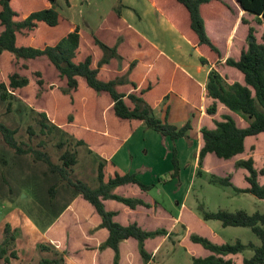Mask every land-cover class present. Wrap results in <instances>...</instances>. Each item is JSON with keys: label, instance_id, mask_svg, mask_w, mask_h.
I'll return each instance as SVG.
<instances>
[{"label": "trees", "instance_id": "16d2710c", "mask_svg": "<svg viewBox=\"0 0 264 264\" xmlns=\"http://www.w3.org/2000/svg\"><path fill=\"white\" fill-rule=\"evenodd\" d=\"M59 1L0 0V100L20 101L44 120L43 127L58 130L99 157V186L92 188L73 177L77 152L65 151L57 165L45 152L23 150L16 132L7 126L0 124V131L8 147L19 154L32 153L73 191L74 197L82 196L94 207L102 219L99 228L109 231L100 250H114V264L121 262L120 245L125 240H137L144 264H151L153 256L146 241L173 235L167 228L150 231L138 223L125 226L116 221L118 213L109 211L105 204L114 200L133 210L152 207L143 199L114 193L127 185L148 193L155 185L144 183L137 174L121 172L110 159L142 125L172 141L190 139L191 122L178 127L155 114L156 107L171 95L198 112L205 98L213 101L206 109L213 126L203 125L200 130L204 145L197 175L208 174L222 186L264 201V167L259 169L253 154L247 155L249 148L257 149L259 141L264 143L260 138L264 135V34L259 37L264 28V0H148L199 53L201 65L211 68L206 89L123 20L122 0L92 34L72 25L58 10ZM64 1L70 5V0ZM228 17L232 19L228 36L218 44L212 33ZM241 29L245 42L237 46ZM219 104L230 114L219 115ZM106 126H110L111 135L104 134ZM209 155L231 162L233 168L216 172L222 165H215L208 173L205 163ZM172 162L170 178L179 179L182 169L177 147L173 148ZM239 171L245 172L246 188L233 182ZM57 186L58 182L50 188L52 198ZM204 220L251 229L261 245L254 248L252 257L243 259V264H264V213L222 210L205 213ZM6 231L0 264L18 259L10 249L16 239L10 235V225ZM190 240L209 252L206 257H194V264H235L229 257L248 248L241 241L218 244L196 233ZM41 264L60 261L48 259Z\"/></svg>", "mask_w": 264, "mask_h": 264}, {"label": "rangeland", "instance_id": "374dc122", "mask_svg": "<svg viewBox=\"0 0 264 264\" xmlns=\"http://www.w3.org/2000/svg\"><path fill=\"white\" fill-rule=\"evenodd\" d=\"M113 3H115L114 0H74L71 9L62 4L59 11L70 20L74 18L79 20L81 26L88 31L96 28L97 24L101 22L102 16L109 12ZM119 4L120 1L118 0L115 8ZM231 25L232 19L230 17L225 21L223 20L222 23L220 22L218 31L212 33V39L218 44L223 42L224 37L227 38L228 36V28ZM263 34L264 28L259 31V37ZM244 42V30L241 29L236 38L237 46ZM189 59L193 61L194 56H190ZM224 110L220 111L219 115L226 111ZM155 114L161 119L168 118L170 123L178 127H183L191 121L197 130L201 124L198 119L193 118V109L175 96L163 103ZM236 118L240 124H243L241 118L238 116ZM206 119L208 118L204 120ZM206 121L202 123L204 126H213V123ZM0 124L16 132L15 137L23 150L33 149L45 152L54 164H61V156L65 151L77 152V164L73 167V177L86 182L92 188L99 186L100 158L89 153L85 146H77L67 135L58 130L43 127L44 120L36 113L31 112L30 108L20 101L0 100ZM200 127L202 128L201 125ZM195 129L194 132H196ZM194 132L189 133L192 135L194 146L187 138H184L177 146L178 155H181L184 162L183 178L179 185L172 183L165 187L159 183V178L167 174L171 167L166 160V156L169 157L174 148L171 140H169L171 145L162 148V153L157 154L155 158H150L151 156L147 158L141 155L138 156V159L134 157L135 161L146 162L151 160L150 164L140 163L138 166H129V161L124 162L125 159L121 158L122 155L117 158V161H122L126 170H137L142 174L144 180L156 185L149 194L160 206L158 211L160 220L157 227L172 230L173 235L168 238V243L162 245V250L154 264H194V257H206L209 252L202 246L191 242L190 236L193 233L207 237L218 244H236L237 241H241L248 248L243 254L229 258H232L235 264H243L244 258H250L254 255V248L261 245V240L249 228L224 227L220 221H205L204 215L222 210L229 212L244 210L249 214L264 213V201L251 194H239L231 187L222 186L215 180L213 181L210 175L198 176L196 153L202 135L200 131ZM62 143L64 146L59 148ZM250 154H253L257 167L263 168L264 143L259 141L257 149L253 146L249 148L247 155ZM217 159L212 158L209 160L211 165H208L211 168L215 165H222L217 167L216 172L233 168L231 162L218 161ZM262 180L264 181V179ZM57 182L56 197L52 198L50 188ZM233 182L239 187L247 185L242 171L235 175ZM185 191H189V195L185 202H182ZM73 198V191L63 184L44 162L37 161L32 153L19 154L8 147L0 131V249L3 247L7 234V225H10V235L16 238L11 243L10 249L18 255V259H13L11 264H41L48 259L59 260L60 264H66L65 262L72 264L67 259L61 262L64 256L49 250L51 246L45 232ZM183 204L188 207V212L184 216V223L177 225L169 223L160 215L163 210H167L177 218L182 211ZM77 208L84 217L90 216L89 208L84 207L83 204L78 203ZM74 220L76 221L77 218ZM74 227V223L71 221L68 226L70 248H72L71 243L74 238L77 242L76 245L82 242L79 241L81 238H78L76 234L74 235L76 231ZM44 246L47 249L43 250L42 247Z\"/></svg>", "mask_w": 264, "mask_h": 264}, {"label": "crops", "instance_id": "0c3cea01", "mask_svg": "<svg viewBox=\"0 0 264 264\" xmlns=\"http://www.w3.org/2000/svg\"><path fill=\"white\" fill-rule=\"evenodd\" d=\"M73 1L70 0V5L67 6L64 0L59 1V8L62 6H66L67 8H72ZM115 3L112 4L109 12L102 16L101 22L97 24L96 28L91 30H85L83 26H81V22L79 20L68 19L70 23L74 26L80 27L83 31L87 33H94L99 29V27L103 24L107 15L115 10L116 3L118 0H114ZM122 18L123 20L133 28L141 37H143L146 41L152 44L161 55L166 56L172 62H174L180 69L194 78L204 89L208 84L209 73L211 68L208 66H202L200 63V55L199 53L192 47V45L184 38L182 34L178 32V30L173 26V24L161 14L148 0H122ZM58 8V10H59ZM61 13V12H60ZM227 48H229L227 46ZM194 56L193 61H190L189 57ZM197 56V57H196ZM198 58V59H197ZM169 99L163 100L155 109L157 111L163 103L169 101ZM177 97V96H175ZM182 100V99H181ZM183 101V100H182ZM185 102V101H183ZM186 103V102H185ZM213 101L209 98H205L204 107L201 112L193 109V118L198 119L201 122V126L203 127V121H208L213 123V119L208 117L206 114V109L211 105ZM171 109V106H169ZM219 110L223 111L224 107L219 104ZM225 111V110H224ZM225 114H230L228 111H225ZM205 118H208L204 120ZM219 119V117H216ZM161 119V118H160ZM167 120L169 119H162ZM206 121V122H207ZM191 122V121H189ZM170 123V122H169ZM172 124V123H170ZM193 126L194 132L195 124L191 122ZM175 125V124H173ZM200 125L198 129L194 133H198L201 130ZM177 126V125H176ZM104 131L105 135H111L113 132L110 129V126H106ZM97 131V130H96ZM99 132V131H98ZM102 133V132H100ZM115 137V138H114ZM190 141L193 143L194 141L191 138ZM114 140L116 139V135L113 136ZM264 141V135L260 137ZM169 137H165L158 132L148 129L144 125L136 128L130 136L126 138L122 144L117 148L114 154H112L111 162L116 165V167L123 173H134L137 174L139 179L146 184L152 185L147 180L142 178V174L139 171L130 169L126 170L122 161H117V158L122 155V159L127 163L129 161V166L139 165L140 163H149V161H135L138 159V156L155 158L157 154L162 153V148H167L171 145ZM249 140V139H248ZM247 140V142H248ZM172 141V140H171ZM183 139L172 141L173 146L177 147ZM251 141V140H250ZM204 142L203 138L199 143L198 152L196 153L198 159L196 160L197 171L199 168V152L203 147ZM180 163H181V174L179 179H171L170 174L174 171V166L172 162L173 151L169 157L166 156V160L169 162L168 164L171 166L168 173L159 178V183H162L165 187L169 186L172 183L179 185L183 178V170H184V162L182 161L181 155H178ZM212 157L209 155L207 157L205 163V169L208 173L212 171V168H208L207 162L211 160ZM243 177H245V172L242 171ZM208 175V174H206ZM163 178L164 181L160 179ZM155 185V184H154ZM246 185L243 188H246ZM156 187V185H155ZM182 189V188H180ZM115 194L125 196V197H135L143 199L146 203L150 204L152 207L150 209L145 207H138L133 210L122 203H119L114 200H108L105 202L106 207L109 211L117 212L118 215L115 218L119 223L127 226L133 223H138L146 230H156L159 227V217L158 211L160 209L159 203L152 199L149 192L145 193L140 190L139 187L134 185H127L118 187L115 191ZM181 193V190H179ZM189 195V191H185L184 199L181 200L185 202L187 196ZM82 196H77L72 199V201L68 204L66 209L61 212V214L56 218V220L50 224L46 230V236L48 237L51 248L50 251L56 252L57 254L64 255V259H67L72 264H114L115 252L111 248L106 250H100V246L107 241L109 237V231L107 229H100L99 226L102 223L101 217L98 215L96 210L92 205L88 202L83 201ZM81 203L84 207L89 208V217H84L83 214L78 210L77 204ZM188 212V207L186 205H182V211L177 216V218L169 213L167 210H163L162 218L169 223L179 224L184 223V216ZM189 212H191L189 210ZM75 215V216H74ZM77 218L75 221L74 219ZM74 223V235L76 234L78 238H81L76 245L75 238L72 240L71 247H69V236H68V226L70 222ZM172 233V230H170ZM168 236L158 237L156 239H150L146 241V247L148 251L152 254L153 260L151 264H154L159 252L162 250V245L168 243ZM121 251V262L120 264H144L143 259L139 252L138 241L131 238L129 240H125L120 245ZM81 254V256H80ZM73 255V256H71ZM72 257V258H71ZM67 264V262H65Z\"/></svg>", "mask_w": 264, "mask_h": 264}]
</instances>
